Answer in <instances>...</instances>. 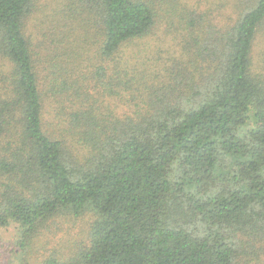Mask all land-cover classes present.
<instances>
[{"label": "trees", "instance_id": "16d2710c", "mask_svg": "<svg viewBox=\"0 0 264 264\" xmlns=\"http://www.w3.org/2000/svg\"><path fill=\"white\" fill-rule=\"evenodd\" d=\"M36 1L0 0V228L16 227L20 264L49 221L87 209L88 242L43 264L260 262L264 0L169 7L184 51L158 84L117 59L155 25L152 7L79 0L99 20L98 86L127 102L124 118L65 105L82 83L34 57L23 23Z\"/></svg>", "mask_w": 264, "mask_h": 264}, {"label": "rangeland", "instance_id": "374dc122", "mask_svg": "<svg viewBox=\"0 0 264 264\" xmlns=\"http://www.w3.org/2000/svg\"><path fill=\"white\" fill-rule=\"evenodd\" d=\"M153 9L155 25L143 38L130 41L117 52L118 60L143 63L144 75L154 83H163L181 57V40L167 17L169 7L205 3L203 0H145ZM222 2V0H209ZM170 10V9H169ZM172 13L171 11H169ZM79 0H37L23 23V33L41 69H73L72 78L82 87L65 96L64 103L85 104L92 112L99 110L110 118H124L131 109L124 100L102 94L99 84L102 62L98 52V18L80 16ZM175 19V17L173 18ZM116 54V55H117ZM264 66V61H261ZM105 70L104 76L107 74ZM77 76V77H76ZM64 93L60 96L63 99ZM55 101V100H54ZM71 105V106H72ZM53 109L57 104L52 103ZM78 148L74 149L77 152ZM96 216L89 209L80 216L61 214L49 221L36 235L27 256L29 264H43L51 256L67 258L89 239V230ZM16 227L0 228V264H20ZM257 264H264V256Z\"/></svg>", "mask_w": 264, "mask_h": 264}]
</instances>
